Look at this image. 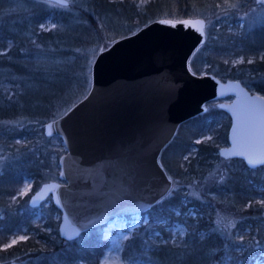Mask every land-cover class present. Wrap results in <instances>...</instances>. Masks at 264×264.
Returning a JSON list of instances; mask_svg holds the SVG:
<instances>
[{"label":"trees","instance_id":"obj_1","mask_svg":"<svg viewBox=\"0 0 264 264\" xmlns=\"http://www.w3.org/2000/svg\"><path fill=\"white\" fill-rule=\"evenodd\" d=\"M13 1L0 0V50H6L5 54H0V142L17 152L13 162L0 170V243L23 228L34 230L36 235L17 246L0 250V264H12L11 258L17 264H24L34 256L43 257L39 264H99L108 242L98 233V227L89 230L90 235L81 241H64L58 235L56 224L51 225V232L41 230V226L34 224L33 210L22 212L23 199L13 198L25 178L33 179V191L48 179L47 173L53 171L48 158L52 153L55 154L54 167L58 168L57 159L65 150H47L45 154L42 149H46V145L38 149H29V146L35 132L43 137L45 122L86 94L89 88L85 73L87 49L96 45V40L104 48L107 43L155 19L201 17L206 22L205 43L193 54L190 69L198 75L206 73L221 80H239L248 90L264 93V24L251 29L229 27L239 23L238 15L249 9L253 0H76L72 7L78 19L84 21L81 25L44 31L39 25L46 19L66 22L60 10L39 0H23L27 5L13 8ZM232 56L241 57L242 61L233 63ZM249 57L254 58L253 62H247ZM15 121L30 122L38 129L30 125L17 128L10 124ZM229 123V116L217 107L184 122L178 128L180 133L164 149L160 157L162 166L172 176L188 181L189 176L199 172L194 166L197 161L207 166L209 158L218 157L219 147L227 144ZM210 133L213 134L210 140L194 142ZM17 139L23 144L16 145ZM55 139L59 138L47 140ZM193 149L196 150L192 153ZM167 150L173 151L170 158ZM187 154L188 164L182 160ZM232 162L240 163L247 173L231 171L228 181L209 191L219 196L224 191L231 193L228 198L237 209L250 202L245 210L252 213L254 207L260 206L253 200L259 194L257 187L264 186V177H261L264 166L248 170L243 161ZM184 191V188L176 190L145 213L152 226L140 227L125 241L124 259L127 262L144 260L150 264H221L227 256L231 264H254L261 252L254 249L255 244L264 246L262 229L253 224L257 231L252 229L245 234L244 243L248 242L240 251L235 237L227 238L210 230L207 210L214 199L204 194L205 203L192 199L186 204ZM188 205L195 206L202 217H187ZM49 209L58 211L52 203ZM255 210L259 216L261 208ZM163 221L186 225L188 231L181 242L171 241L160 224ZM154 231L160 232L161 237L154 236ZM253 240L254 246L249 243Z\"/></svg>","mask_w":264,"mask_h":264},{"label":"water","instance_id":"obj_2","mask_svg":"<svg viewBox=\"0 0 264 264\" xmlns=\"http://www.w3.org/2000/svg\"><path fill=\"white\" fill-rule=\"evenodd\" d=\"M205 26L199 17L160 18L116 39L96 55L87 94L44 125V134L59 136L66 150L58 162L63 182L42 183L28 204L35 208L51 197L61 212L62 240L143 214L164 198L172 180L160 154L208 102L232 98L218 102L230 117L228 145L219 155L241 159L249 169L264 165V97L238 80L197 75L189 67L205 42Z\"/></svg>","mask_w":264,"mask_h":264},{"label":"rangeland","instance_id":"obj_3","mask_svg":"<svg viewBox=\"0 0 264 264\" xmlns=\"http://www.w3.org/2000/svg\"><path fill=\"white\" fill-rule=\"evenodd\" d=\"M39 1L45 2L44 0H39ZM75 1L76 0H69L67 7L52 6L51 4L47 3L48 5L53 7L54 9L60 10L61 16L66 19V22L64 23V22H60L59 20L56 21V20L49 18V19H46L43 23H41L39 25V28L41 30L48 31V30H62V28L67 26V25L68 26L69 25L70 26L81 25L84 21L78 19L77 14H76V10L72 7L75 4ZM253 1L254 2L252 3V5L249 6V9H247L246 11H243L244 13L241 12V14L238 15L239 23H237V25L233 24V26H229L230 28L241 29L242 27L243 28L245 27L247 29H251L256 25L264 24V1H260V2H258L256 0H253ZM25 2L26 1H23V0H14L12 2L13 3L12 6H13V8L23 7V6L27 5ZM32 3L34 4V1ZM32 5H30V7ZM199 18H201V17H199ZM155 20H157V19H155ZM205 24H206V22H205ZM41 25H43V27H41ZM137 30H135V31H137ZM134 32H132V33H134ZM112 42L107 43L106 44L107 46L102 48V45L100 44V42L96 40L97 46L94 45L91 48L89 47L87 49L86 53H88V55H87V58L85 59L86 60L85 73L87 74V76L89 78V88H88L87 92L89 91L90 85H91V66H92V63H93L96 55L101 50L108 47ZM202 45H200L198 47V49ZM5 53H6V50H0V54H5ZM192 56H191V58H192ZM191 58H190V60H191ZM258 58H261V55H259ZM231 59H232L233 63H238V62L242 61L241 57L232 56ZM253 59H254L253 57H249L247 62L248 63L253 62ZM190 60H189V62H190ZM205 74L206 73H203L201 75H205ZM223 81H225V80H223ZM87 92H86V94H87ZM251 93H257V94L264 97V93H261L259 91L253 90V91H251ZM83 97H81L80 99H82ZM231 100H232V98L227 97L223 100L212 101V104H210L211 102L207 103L206 104V111H208V109H212L213 107L219 108L218 102H220V101L230 102ZM69 108L64 110L59 115H57V117L63 115ZM57 117H55V118H57ZM55 118H53V119H55ZM53 119H51V120H53ZM229 119H230V117H229ZM51 120H48L47 122H49ZM47 122H45V124ZM29 123L30 122L25 123L24 121L10 122V124H14L17 128H20V129L25 128L29 125H30L29 127H31L32 129H35V130L38 129L37 125H33V124H29ZM44 125H43V128H44ZM229 126H230V123H229ZM179 133H180V130L177 129L175 136H177ZM227 134H228V130H227ZM212 136H213L212 133L205 134V135H202L199 138L195 139L194 142H196V143L205 142V141L210 140L212 138ZM51 137H58L59 139H55V140H51V141L47 140ZM0 139H1V137H0ZM30 143H31V145L29 146V149H38V148H40L41 145H46V149H42V152L45 154L47 153L46 152L47 150H60V148L65 150L62 139L59 136H47L44 134V130H43V137H40L39 133L35 132L34 139ZM15 144L16 145L23 144V142L17 139L15 141ZM227 145H228V139H227V144L223 145L221 147H224ZM221 147H219V149ZM164 149H163V151H164ZM219 149L217 151L218 157H213L211 159L209 158L208 159L209 163L207 166H201V165H199L198 161L196 162V164L194 166H195V169H197L199 172L196 175L189 176L190 178L188 179V181H185L184 179H181L179 177L172 176L164 168L172 180V186H171V188H170V190L166 196H170L176 190H178L180 188H184L185 189V191H184L185 199H186L185 201L187 204L189 202V200H192V199H195L197 201L204 200L202 202L205 203L207 199L204 196L206 194H208L207 196L214 199L213 204L209 205V209L207 210V212L209 214L207 217L211 223V224H209V226L211 228L210 230L217 232L221 236H226L227 238L230 235H232V237L236 238L238 250L242 251L248 242V241L247 242L245 241L246 244L244 243L245 234L250 233L252 231V229L255 232L257 231V229H262V232L264 233V221H263V216H262V212L264 210V193H260V192H262V190H264V186L257 187V191L259 194L257 195V199L253 200V203L260 204V206L254 207L252 209L253 210L252 213H248V212H246L247 210H245L249 207L250 202H246L245 205H243L240 209H237L236 207H234V205L232 204V202H230V200L228 198V197L232 196L231 193L224 191V192H222V195L219 196V194H217L216 192L209 191V190H211V188H213L217 185L221 186V184H224L226 182V180L228 181L229 177L231 176V174H230L231 171H238V172L241 171V173H247V170H244L240 167V163L232 162V160H241V159H236V158L225 159L219 155ZM195 150L196 149H193L192 153L195 152ZM163 151L161 152L160 157H161ZM65 152H66V150H65ZM64 153H62L61 155H63ZM16 155H17L16 149L9 150L6 147V144H3L0 142V170L6 164L13 162L12 159ZM61 155H59V157L57 159L58 162H59V158ZM172 155H173V151L167 150V157L170 158ZM191 155L194 156L193 154H191ZM188 157H189V154H187L184 158H182V160H186L187 164L189 163ZM48 158H49V161L51 163L50 166H51V168H53L52 169L53 171H49L47 173L48 174L47 176H49V177L45 182H48V181L63 182V181L58 179V175H59V171H60L59 163H58V168L54 167L55 154L52 153L51 155L48 156ZM200 168L203 169L202 172L200 171ZM257 168H259V167H257ZM257 168L249 169L247 167L248 170H256ZM221 177H223V179H221ZM261 177L262 178L264 177V170L261 172ZM45 182H43V183H45ZM33 184L34 183H33L32 178H30V177L25 178L22 181L21 185L18 187L13 198H17L18 200L23 199V205H24L23 207L24 208H22V210H21L22 212H29V211L33 210L32 214H33L34 224L36 226H41V230H43L45 232H51L52 231L51 225L56 224V228L58 231V225H59V222L61 219V212L58 209L57 210L59 212L49 209V205H50V203H52V199L50 196L46 200H44L38 207L33 208V207L29 206L28 203H29L30 197L39 189L38 188L37 190L33 191L32 190ZM187 207H188L187 213H185V215L187 217H191V218L202 217V215L199 214V211L197 210V208L195 206L188 205ZM258 208H261V214L259 216L255 212V211H257L255 209H258ZM149 210H147V211H149ZM145 213L140 214V215H136V216H128V217L127 216H119V217L112 219L111 221H109L108 223H106L102 226H98V233L101 235V237L104 240H106L108 242L106 249L104 250L103 254L99 258V264H150L149 262L144 261V260H134V261H128L127 262L124 259L123 254H122L123 248H124V243L126 241V240H124V236L130 235V237H131L134 234V232L138 231V229L142 226L145 228L146 227L151 228L152 225L150 223L149 217L147 215H145ZM176 213L178 214V212H176ZM248 218H251L252 221L250 222L249 221L250 219H248ZM229 222H231V224L234 226L230 227ZM160 224L165 227L166 231L169 233V235L171 237L172 242H181V240L185 237V235L188 231L186 225L183 222L174 221L173 223L168 224V222L163 221ZM253 224L257 226L256 227L257 229L255 228V226ZM245 225H247L245 227V229H243L242 231H240V230L238 231V229H240L242 226H245ZM180 230H183V232H184L183 236L180 235ZM145 231H146V229H144V228L141 230L142 233H144ZM35 235H36V232L34 230L23 228L21 231L14 232L11 235H9L8 239L5 242L0 243V250H6L12 246H17L18 243L24 242V241L28 240V238H31ZM58 235H59V232H58ZM89 235H90V232L88 230V231L82 233L75 240L81 241L84 238L88 237ZM153 235L156 237L157 236L161 237L162 234L158 231H154ZM51 236H52V238L54 237V235L52 233H51ZM20 237H25V239L21 240ZM241 237H243V239H241ZM13 240H16L17 242L13 244L12 243ZM242 243H244V244H242ZM249 243L252 246H254V244H255L254 240L250 241ZM254 249H260L261 250L260 256L255 259L254 264H264V246L255 244ZM42 258H43L42 256H34V257L30 258V262L27 261L24 264H39V262ZM10 261L12 262V264H17V262L13 261L12 258ZM221 264H231V258L227 257V256L224 257L221 261Z\"/></svg>","mask_w":264,"mask_h":264},{"label":"snow or ice","instance_id":"obj_4","mask_svg":"<svg viewBox=\"0 0 264 264\" xmlns=\"http://www.w3.org/2000/svg\"><path fill=\"white\" fill-rule=\"evenodd\" d=\"M45 2L51 4L52 6L67 7L69 0H45ZM198 23L200 24V30H201V33L203 34V21H199ZM41 27H43V25H41ZM49 128H51V126H49ZM49 134H51V132H49ZM223 155L227 156L229 154L228 153H223ZM248 162H249L250 165H253V166H255V164H256V161L251 159V158H249ZM221 179H223V177H221ZM229 226L231 227V226H234V225H232L231 222H229ZM180 235L181 236L184 235L183 230H180ZM20 239L23 240V239H25V237H20ZM129 239H131L130 235L124 236V240L127 241ZM241 239H243V237H241ZM16 242H17L16 240H13L12 243L14 244Z\"/></svg>","mask_w":264,"mask_h":264}]
</instances>
